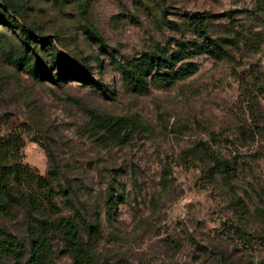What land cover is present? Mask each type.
Segmentation results:
<instances>
[{
  "label": "rangeland",
  "instance_id": "374dc122",
  "mask_svg": "<svg viewBox=\"0 0 264 264\" xmlns=\"http://www.w3.org/2000/svg\"><path fill=\"white\" fill-rule=\"evenodd\" d=\"M6 1L29 39L0 17V264H71L76 210L93 264H264V0ZM181 48L174 81L120 72Z\"/></svg>",
  "mask_w": 264,
  "mask_h": 264
},
{
  "label": "trees",
  "instance_id": "16d2710c",
  "mask_svg": "<svg viewBox=\"0 0 264 264\" xmlns=\"http://www.w3.org/2000/svg\"><path fill=\"white\" fill-rule=\"evenodd\" d=\"M3 7L0 10V17L5 20L8 24L15 28H19L22 30L21 35L24 37V40L29 39V35L24 29L23 25L20 24L19 19H15L14 15L16 10L11 9L10 6L7 5L6 0H0V8ZM7 7V9H6ZM11 13H8L9 11ZM13 16V17H12ZM199 25L201 26L202 23L199 21ZM203 31V29H202ZM36 42L42 43L43 39H35ZM26 43V41H24ZM198 52L193 51H185L184 49H179L178 51L171 53L170 55H167L165 52H161L159 55H144L131 63L128 64V66H121L120 72L124 79L130 81L131 83L135 84L140 89H147L148 88V78H154L157 81H174L177 78L183 76L185 74V69H179L174 71L172 74L169 73H160L153 75V70L160 69V68H167V69H174L175 65L181 61L182 59L186 57H191ZM24 63L29 64L30 61L23 60ZM47 70V68L45 67ZM33 70V68L31 69ZM34 71V70H33ZM36 72V71H34ZM72 74H76L75 72H72ZM61 78L58 77L54 80H60ZM210 158L213 161V168L218 171V173L221 174V176L225 179L230 178L231 175V162L230 160L222 156L215 151L208 149ZM43 180H45L43 178ZM46 181V180H45ZM46 184L48 182H45ZM10 190V183L7 179V177L4 175V173L0 174V208L4 213H8V207L5 204L3 196H6V194L9 193ZM48 194H52V188L48 187ZM112 196L109 195L107 199V204L109 209H113L115 207V202L112 200ZM74 217H69L64 225V237L66 240V244L68 249L72 253V263L71 264H93V256L87 249V247L84 245V243L79 238V230L81 227L86 229V231L90 234L95 233L97 230L96 225L89 224L82 213L79 210L75 211ZM39 242L35 241L32 247V253L29 256V258L25 261L24 264H40L41 259L45 261L46 264H54L52 262V259L48 257L49 255L46 254L41 258V254L39 253ZM17 264V263H14Z\"/></svg>",
  "mask_w": 264,
  "mask_h": 264
}]
</instances>
